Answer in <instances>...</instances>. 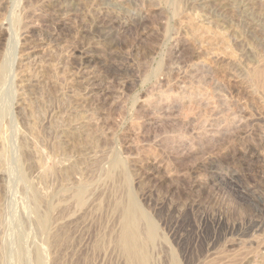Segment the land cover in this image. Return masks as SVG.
I'll list each match as a JSON object with an SVG mask.
<instances>
[{
  "label": "rangeland",
  "instance_id": "rangeland-1",
  "mask_svg": "<svg viewBox=\"0 0 264 264\" xmlns=\"http://www.w3.org/2000/svg\"><path fill=\"white\" fill-rule=\"evenodd\" d=\"M0 78V264H124L129 188L149 264H264V0H0Z\"/></svg>",
  "mask_w": 264,
  "mask_h": 264
},
{
  "label": "bare ground",
  "instance_id": "bare-ground-1",
  "mask_svg": "<svg viewBox=\"0 0 264 264\" xmlns=\"http://www.w3.org/2000/svg\"><path fill=\"white\" fill-rule=\"evenodd\" d=\"M16 18V17H15ZM20 20V19H19ZM22 21V20H21ZM11 22H12V20H11ZM18 22V21H17ZM13 23V22H12ZM15 24V23H14ZM11 25V24H10ZM9 27V26H8ZM6 28V27H5ZM11 28H9V30H10ZM18 30V29H17ZM6 31V30H5ZM7 33H9V32H7ZM6 33V34H7ZM10 34V33H9ZM11 36V38L13 37L12 35H10ZM6 39V38H5ZM10 39V38H9ZM3 40V39H2ZM10 40H12V39H10ZM17 43V42H16ZM18 47V46H17ZM73 51V50H72ZM15 52V51H14ZM71 52V51H70ZM15 54V53H14ZM6 56V55H5ZM7 57V56H6ZM16 57V56H15ZM79 57V56H78ZM5 58V57H4ZM82 61H84L85 62V64L86 63H91V61H92V59L91 58H85L84 60H82ZM14 62V61H13ZM84 64V63H83ZM13 65H14V63H13ZM18 65V64H17ZM21 65V64H20ZM19 65V66H20ZM11 68H10V70L12 69V65L10 66ZM21 67V66H20ZM14 69V68H13ZM19 69H21V68H16V70L14 71V72H18V71H20ZM32 69H34V68H32ZM105 69V68H104ZM22 70V69H21ZM3 71V70H2ZM6 72V71H5ZM8 72H10V73H12V74H14L13 72H11V71H8ZM15 73L14 75H12V74H10V75H12L11 77V82H13V80H15V78H17L16 76H18L19 74V72L18 73ZM23 72V71H22ZM35 72V71H34ZM107 73V72H106ZM2 74H4V73H2ZM18 74V75H17ZM9 75V74H8ZM10 75H9V78L8 79H10ZM35 75V74H34ZM258 75V77H259V74H257ZM2 78V77H1ZM0 78V79H1ZM261 78V77H260ZM5 79V78H4ZM6 80V79H5ZM15 82V81H14ZM13 82V83H14ZM2 84V83H1ZM10 84V83H9ZM8 84V85H9ZM5 85V84H4ZM11 85H14V84H11ZM18 85V84H17ZM19 86H20V84H19ZM9 87V86H8ZM13 87V86H12ZM3 88V87H2ZM25 88V87H24ZM13 89V88H12ZM13 90H16V91H18L17 89H13ZM21 91V90H20ZM13 93H15L14 91H13ZM8 94V93H7ZM11 94V93H10ZM10 98L12 97V95L11 96H9ZM2 99V98H1ZM1 102V101H0ZM14 102V101H13ZM15 103V102H14ZM10 105H11V100H10ZM16 105H17V103H16ZM16 105H14L15 107H16ZM13 105H12V107H14ZM12 107H10L9 109H10V112L9 113H12V111H13V109H12ZM79 107H80V105H79ZM83 107V106H82ZM81 107V108H82ZM9 109H8V111H9ZM31 111V110H30ZM80 113V112H79ZM78 113V114H79ZM80 116V115H79ZM36 117V116H35ZM11 118V117H10ZM9 118V119H10ZM13 119H14V117H13ZM4 120V119H3ZM8 120V119H7ZM35 120V119H34ZM1 122H2V120H1ZM15 122V121H14ZM13 122V123H14ZM8 123H11V122H8ZM12 123V124H13ZM12 124H11V126H12ZM36 124V123H35ZM8 125V124H7ZM7 125H5V127L7 126ZM32 125V124H31ZM36 126V125H35ZM34 126V127H35ZM17 127V126H16ZM11 128V127H10ZM30 128V127H29ZM1 130V129H0ZM32 130V129H31ZM35 130V129H34ZM3 131V130H2ZM30 132V131H29ZM33 133V132H32ZM35 133V132H34ZM30 134H31V132H30ZM10 135V134H9ZM12 135V134H11ZM5 136V135H4ZM36 136H38V135H36ZM5 137H7V135L5 136ZM6 139V138H5ZM5 141H7V140H5ZM14 141V140H13ZM1 142H2V138H1ZM12 142V141H11ZM9 144V143H8ZM15 144V143H14ZM9 145H11L12 146V144H9ZM54 145H56V144H54ZM10 146V147H11ZM25 146V142H24V145L22 146V147H24ZM14 147H16V145H14ZM18 148V147H17ZM57 148V147H56ZM61 151V150H60ZM21 152V151H20ZM22 153V152H21ZM26 153V152H25ZM55 153V152H54ZM60 153V152H59ZM2 153H0V167H2V159L4 158V156H3V158H2V155H1ZM16 155V154H15ZM54 157V156H53ZM5 159V158H4ZM12 160V159H11ZM42 160V159H41ZM40 160V161H41ZM12 162V161H11ZM18 162V161H17ZM20 164V163H19ZM35 164V163H34ZM18 165V164H17ZM36 165V164H35ZM125 164L124 163H122L120 160H117V159H115L113 162H112V164H111V171H117V170H119V171H121V172H123V173H120V174H123L122 176L123 177H127V176H125L126 174H125V171H126V169H125V166H124ZM73 166V165H72ZM97 166V165H96ZM6 167V166H5ZM48 167V166H47ZM50 168V167H49ZM49 168H47V171H46V173L47 172H49V171H51V169L49 170ZM75 168V167H74ZM199 168V167H198ZM12 169V168H11ZM200 169V168H199ZM23 171V170H22ZM56 171V170H55ZM194 171V170H193ZM200 171H202V170H200ZM4 172V171H3ZM16 172H17V170H16ZM69 172V171H68ZM73 172V171H72ZM118 172V171H117ZM196 172H197V169H196ZM105 173V172H104ZM111 173H113V172H111ZM115 173V172H114ZM193 173H195V172H193ZM199 173V172H198ZM118 174V173H117ZM116 174V175H117ZM9 175V174H8ZM112 175V174H111ZM111 175H109V179L111 178V177H114L115 178V174L113 175V176H111ZM43 177V176H42ZM119 177V176H118ZM7 178H8V176H7ZM12 178V177H11ZM44 178H45V176H44ZM43 178V179H44ZM114 178H113V182L115 181L114 180ZM46 179V178H45ZM66 179V178H65ZM123 179V178H122ZM127 178H124V180L125 181H127L126 180ZM7 180V179H6ZM47 180V179H46ZM111 180V179H110ZM21 181V180H20ZM123 181V180H122ZM121 181V182H122ZM30 182V181H29ZM110 182V181H109ZM120 182V183H121ZM117 183V182H116ZM119 183V184H120ZM126 183V182H125ZM12 184V183H11ZM193 184V183H192ZM33 185V184H32ZM116 185V184H115ZM102 186V185H101ZM120 186V185H119ZM123 186V185H122ZM121 186V187H122ZM31 187V186H30ZM105 187V186H104ZM115 187V186H114ZM120 187V188H121ZM124 187V186H123ZM126 187V186H125ZM130 187V186H129ZM32 188V187H31ZM30 188V189H31ZM119 188V189H120ZM128 188V185H127V187L126 188H124L125 189V192L127 191L126 189ZM76 189V188H75ZM99 189V188H98ZM118 189V190H119ZM117 190V191H118ZM122 190L123 189H121V192H122ZM120 191V190H119ZM118 191V192H119ZM30 192V191H29ZM88 192V191H87ZM86 192V185L84 184V185H81V186H79L78 188H77V190L75 191V193H74V195L72 196L73 197V199L75 200V203H77V204H79V205H81L82 204V206H83V204H86V203H84V197H86L85 196V194L87 193ZM117 192V193H118ZM102 193V192H101ZM116 193V192H115ZM114 193V194H115ZM133 193V192H132ZM131 192H130V188H129V190L127 191V193H126V195H125V198H124V196L121 198L120 197V195H118L121 199H118L117 197H116V195L114 196V198L116 197L117 199L113 202L114 204H113V210H114V212L117 214V216H118V222H117V225H118V230H117V232L114 234L115 235V237H114V246H115V248L116 249H118V251L120 252V254L122 255V257H123V259H124V264H149V262H150V258H151V254H150V252L151 251H153L152 249L154 248V246H155V243H156V240L157 239H159L158 237H157V234H156V227H154V225H153V222H151L150 221V219L147 217V214H145L144 213V211L140 208V206H139V204H137V202L135 201L136 200V198L134 199L133 198V195H131L132 194ZM100 194V193H99ZM121 194V193H120ZM124 194V193H123ZM122 194V195H123ZM25 195V194H24ZM31 201H32V205H31V207L32 208H34L32 211H33V213H34V215H35V219H32V220H35V222H36V226H37V228H38V230H41V231H45L46 229H47V227L49 226L48 224H49V220H52V219H50L49 218V215L48 214H41V212H40V210H39V208H40V202L42 201L41 200V195L39 196L38 195V193L36 192V191H33L32 190V192H31ZM49 199V198H48ZM28 200V199H27ZM73 200V201H74ZM98 201V200H97ZM45 202V201H44ZM49 202H50V200H49ZM49 202H47V203H49ZM105 202V201H104ZM69 203H71V202H69ZM44 203H42L41 204V206L43 205ZM58 204V203H57ZM76 204V205H77ZM93 204V203H92ZM49 205H50V203H49ZM78 206V205H77ZM52 207V206H51ZM101 207V206H100ZM31 208V209H32ZM53 208V207H52ZM41 209V208H40ZM60 209V208H59ZM238 209V208H237ZM47 210H50L49 208L47 209ZM57 210V209H56ZM31 212V211H30ZM48 212V211H47ZM51 212V211H50ZM49 212V213H50ZM58 212V211H57ZM113 212V213H114ZM238 212V211H237ZM29 213V212H28ZM114 213V214H115ZM239 213V212H238ZM29 214H32V212L31 213H29ZM261 214V213H260ZM33 215V216H34ZM236 215V214H235ZM241 215H243V214H241ZM116 216V215H115ZM239 216V215H238ZM254 216V215H253ZM28 217H30V216H28ZM30 219H31V217H30ZM220 219V218H219ZM219 219H217V220H219ZM249 221H251L250 219H249ZM33 222V221H32ZM213 222V221H212ZM216 222V221H215ZM220 222V221H219ZM260 222V221H259ZM247 223H248V221H247ZM216 224H217V222H216ZM222 224V223H221ZM225 224V223H224ZM262 224V223H261ZM200 226V225H199ZM210 226H211V224H210ZM250 226V225H249ZM251 226H252V224H251ZM28 227V226H27ZM214 227H217V226H214ZM222 227H223V225H222ZM221 226L219 227V229L221 228V229H225V228H222ZM232 227V226H231ZM255 227V226H254ZM241 228V227H240ZM239 228V229H240ZM214 229V228H213ZM212 229V230H213ZM220 229V230H221ZM227 229H228V226H227ZM230 229V228H229ZM228 229V230H229ZM232 229H233V227H232ZM244 229V228H243ZM255 229V228H254ZM231 230V229H230ZM238 230V229H237ZM253 230V229H252ZM200 231H201V229H200ZM218 231V230H217ZM223 231H225V230H223ZM240 231V230H239ZM242 231V230H241ZM240 231V232H241ZM158 232V231H157ZM229 232V231H228ZM237 232V231H236ZM239 232V233H240ZM43 233V232H42ZM53 233V232H52ZM198 233V232H197ZM224 233V232H223ZM227 233V232H226ZM56 234V233H55ZM222 234V233H221ZM234 234V233H233ZM232 234V235H233ZM185 235V234H184ZM200 235V234H199ZM198 235V236H199ZM215 235V234H214ZM231 235V234H230ZM201 236V235H200ZM205 236V235H204ZM50 237H53V236H51V234H50ZM225 237V236H224ZM203 238H205V237H203ZM213 239V238H212ZM57 240V239H56ZM209 240V239H208ZM59 241V240H58ZM108 241V240H107ZM200 242V241H199ZM204 242V241H203ZM49 243V242H48ZM201 243H202V241H201ZM97 244V243H96ZM211 244V243H210ZM203 245V244H202ZM205 245V248H206V244H204ZM50 246H52V245H50ZM98 246H99V244H98ZM203 247V246H202ZM50 248V247H49ZM204 248V249H205ZM207 249V248H206ZM210 249V248H209ZM151 250V251H150ZM202 252V251H201ZM206 253H207V251H205ZM204 252V253H205ZM152 253V252H151ZM153 254V253H152ZM184 254V253H183ZM194 256V255H193ZM209 256V255H208ZM153 257V256H152ZM174 257V256H173ZM172 257V258H173ZM171 258V260H173L172 262H171V264H180V262H179V260L178 259H175V257L172 259ZM38 259V258H37ZM170 259V258H169ZM215 260V259H214ZM225 260V259H224ZM231 260V259H230ZM217 261V260H216ZM262 262H264V261H262ZM153 263V262H152ZM224 263H225V261H224ZM170 264V263H169ZM210 264V263H209ZM217 264V263H216ZM223 264V263H222Z\"/></svg>",
  "mask_w": 264,
  "mask_h": 264
}]
</instances>
